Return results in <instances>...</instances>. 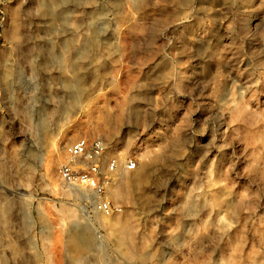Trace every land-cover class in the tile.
I'll list each match as a JSON object with an SVG mask.
<instances>
[{"label": "rangeland", "instance_id": "374dc122", "mask_svg": "<svg viewBox=\"0 0 264 264\" xmlns=\"http://www.w3.org/2000/svg\"><path fill=\"white\" fill-rule=\"evenodd\" d=\"M0 264H264V0H0Z\"/></svg>", "mask_w": 264, "mask_h": 264}, {"label": "built area", "instance_id": "2783aa9c", "mask_svg": "<svg viewBox=\"0 0 264 264\" xmlns=\"http://www.w3.org/2000/svg\"><path fill=\"white\" fill-rule=\"evenodd\" d=\"M67 159L57 169L60 181L70 188L87 191L91 194L92 208L106 216L117 214L120 207L110 204L108 188L114 181L118 161L106 156V146L99 140L80 138L66 147ZM125 171H133L136 162H124Z\"/></svg>", "mask_w": 264, "mask_h": 264}]
</instances>
